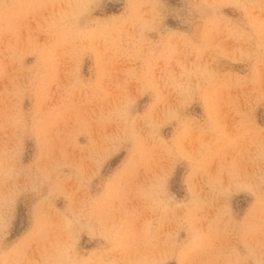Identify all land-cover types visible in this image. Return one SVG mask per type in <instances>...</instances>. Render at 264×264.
Masks as SVG:
<instances>
[{
  "label": "rangeland",
  "instance_id": "1",
  "mask_svg": "<svg viewBox=\"0 0 264 264\" xmlns=\"http://www.w3.org/2000/svg\"><path fill=\"white\" fill-rule=\"evenodd\" d=\"M0 264H264V0H0Z\"/></svg>",
  "mask_w": 264,
  "mask_h": 264
}]
</instances>
